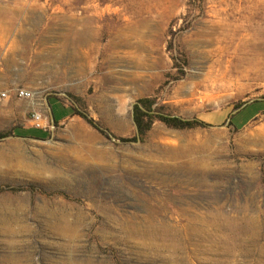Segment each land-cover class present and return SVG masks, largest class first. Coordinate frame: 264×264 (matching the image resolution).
<instances>
[{
    "label": "rangeland",
    "instance_id": "obj_1",
    "mask_svg": "<svg viewBox=\"0 0 264 264\" xmlns=\"http://www.w3.org/2000/svg\"><path fill=\"white\" fill-rule=\"evenodd\" d=\"M248 6L0 0V132L18 127L0 141V264H264V44L233 34ZM255 62L262 72L241 80ZM141 99L209 126L153 117L138 142Z\"/></svg>",
    "mask_w": 264,
    "mask_h": 264
},
{
    "label": "trees",
    "instance_id": "obj_2",
    "mask_svg": "<svg viewBox=\"0 0 264 264\" xmlns=\"http://www.w3.org/2000/svg\"><path fill=\"white\" fill-rule=\"evenodd\" d=\"M56 98V97H55ZM259 102V101H256ZM254 102V103H256ZM50 103V101H49ZM51 106V105H50ZM241 106L238 105L235 110L239 109ZM152 108H153V102L150 99H141L137 105H135V111H134V120L135 123L137 124L138 128V138L141 139L146 132L151 128V124L153 122V117H157L160 121L164 122L166 125L169 127L175 128V129H180V130H185V129H195L199 127H206L209 126L207 123L204 121L200 120L199 118H194V119H183L181 117L177 116H171V115H166L164 113H152ZM53 116H54V123L56 126H58L59 121L56 120L54 111L52 109ZM71 115H77L83 118L90 126L95 128L97 131H99L101 134H103L106 137H110L109 133L103 129L96 120L91 118L85 111L81 110L80 108L77 107H72V113ZM231 124L233 125V121H231ZM18 127H16L13 131L12 130H6L3 132H0V141L10 137L11 135L17 134L15 130ZM44 136L48 137V131L44 130ZM45 137H33L29 136V138H36V139H45ZM26 138V137H25ZM137 138V140H138ZM131 138H121L120 141L123 143H129L132 142ZM28 190L34 191V187L30 186L28 187ZM4 191V189L0 186V192ZM62 196H65L62 194Z\"/></svg>",
    "mask_w": 264,
    "mask_h": 264
},
{
    "label": "bare ground",
    "instance_id": "obj_3",
    "mask_svg": "<svg viewBox=\"0 0 264 264\" xmlns=\"http://www.w3.org/2000/svg\"><path fill=\"white\" fill-rule=\"evenodd\" d=\"M241 1H243L244 2V4L245 3H247L249 6H248V9H249V11H247L246 12V10H245V8H243L244 10H245V12H244V14H242L241 16H240V19H239V21H240V23L236 26V24H235V26H236V28L235 27H233L234 26V24H233V28H235V30H233V34L234 35H238L239 36V39H240V41L241 42H243V44H244V41H245V43H247L250 39H249V37H251L252 38V40H254V42L255 41H258V42H261V43H263L264 44V28L263 27H254V28H250L249 27V23H252V22H254V20L255 19H260L261 18V20H264V0H241ZM245 6H247V5H245ZM241 7V6H240ZM236 10H237V8H236ZM241 10V9H240ZM238 12H240V11H238ZM242 12V11H241ZM240 12V13H241ZM233 14V13H232ZM226 20V19H225ZM229 20V19H228ZM227 20V21H228ZM235 20H237V19H235ZM229 22H231V21H229ZM234 22V21H233ZM227 25H228V23H227ZM232 25V24H231ZM222 26V25H221ZM224 27H225V24L223 25ZM222 26V27H223ZM217 27V26H216ZM218 27H220V24H219V26ZM221 27V28H222ZM218 29V28H217ZM223 29V28H222ZM214 30V29H213ZM219 30V29H218ZM224 30V29H223ZM231 31V30H230ZM220 32V31H219ZM225 32H227L226 30L225 31H223V33H220V34H222L224 37L226 36L225 34ZM213 33V32H212ZM215 33V32H214ZM200 34H202V33H200ZM216 34V33H215ZM219 34V33H218ZM199 35V34H198ZM208 36H210L209 34H207ZM207 35H205V36H207ZM232 35V34H231ZM83 36V35H82ZM204 36V37H205ZM219 36V35H218ZM235 36V37H236ZM199 37V36H198ZM212 37V36H211ZM203 38V37H202ZM206 38V37H205ZM216 38V37H215ZM231 38V37H230ZM200 39V38H199ZM228 39V38H227ZM235 39V38H234ZM233 39V40H234ZM238 39V38H237ZM249 39V40H248ZM209 40H210V38H209ZM223 40L225 41V39H220L219 38V41H216V42H223ZM248 40V41H247ZM197 41H198V39H197ZM211 41H213V40H211ZM229 40H227L226 42H228ZM231 41V40H230ZM235 41V40H234ZM247 41V42H246ZM233 42V41H232ZM236 42V41H235ZM215 43V42H214ZM231 44H233V43H231ZM248 44H249V42H248ZM254 44V43H253ZM260 44V43H259ZM217 46V45H216ZM220 46V45H219ZM244 46H245V44H244ZM243 46V49L245 50V47ZM255 46V45H254ZM256 46H260V45H256ZM255 49L257 48V47H254ZM216 50V49H215ZM251 49H249V51H250ZM217 51H219L220 53L221 52H223L224 50L221 48V47H219L218 49H217ZM248 51V50H247ZM258 51H261L262 52V54L264 55V48L263 49H260V50H258ZM244 52V51H243ZM252 57H254V56H252ZM251 60H252V58H251ZM250 60V61H251ZM256 61V60H255ZM261 61H264V60H261ZM258 63V62H257ZM256 62H255V64L253 63H251L252 65H250L249 66V69L246 71V74H244V75H242L240 78H241V80H244V79H247V80H249L250 78H252V75H255L256 73H259L260 71H261V66H257L258 64H257ZM264 66V65H263ZM262 72V71H261ZM262 75V74H261ZM261 75H260V77H261ZM254 77V76H253ZM193 88V87H192ZM177 146V145H176ZM178 151V150H177ZM181 152V151H180ZM185 152V151H184ZM177 155V154H176ZM176 160V159H175ZM189 164V163H188ZM200 166V165H199ZM203 166H201V168H202ZM250 167H253V166H250ZM249 167V165H248V168H250ZM199 168V167H198ZM235 222L234 221H232V220H225L224 221V223H222V227H224V229L226 228V230H228V232L229 233H227V236L228 237H230V236H234V237H236V231H235ZM256 224V223H255ZM257 225V224H256ZM246 227H247V225H246ZM245 227V228H246ZM254 227V226H253ZM241 231V230H240ZM245 232V231H244ZM246 233V232H245ZM254 233V232H253ZM247 235H248V233H246ZM252 236H253V234H252ZM253 239V238H252Z\"/></svg>",
    "mask_w": 264,
    "mask_h": 264
},
{
    "label": "built area",
    "instance_id": "obj_4",
    "mask_svg": "<svg viewBox=\"0 0 264 264\" xmlns=\"http://www.w3.org/2000/svg\"><path fill=\"white\" fill-rule=\"evenodd\" d=\"M12 94L19 99H24L28 101H34L35 99V92L31 89L23 88V87H16L12 90ZM10 96V92H3L1 93V97L7 98ZM32 124L34 127L41 129V130H47L48 123L47 119L43 115V113H33L32 115Z\"/></svg>",
    "mask_w": 264,
    "mask_h": 264
},
{
    "label": "water",
    "instance_id": "obj_5",
    "mask_svg": "<svg viewBox=\"0 0 264 264\" xmlns=\"http://www.w3.org/2000/svg\"><path fill=\"white\" fill-rule=\"evenodd\" d=\"M258 100H264V98H261V99H258ZM254 101H251V102H248V103H245V104H243L239 109H237L233 114H236V113H238V112H240L241 110H243L245 107H247V105H249V104H251V103H253ZM136 104H138V102L137 103H135V104H133V106H135ZM50 111H51V117H52V122L54 123V116H53V112H52V109L50 108ZM152 113H154V112H152ZM230 120V119H229ZM229 122V121H228ZM135 125H136V127H137V124L135 123ZM110 136V138L113 140V141H116V138L113 136V135H109ZM140 141V139L138 138V142Z\"/></svg>",
    "mask_w": 264,
    "mask_h": 264
}]
</instances>
